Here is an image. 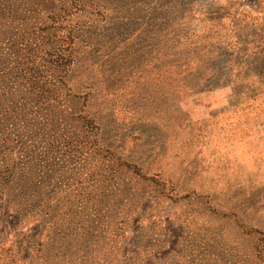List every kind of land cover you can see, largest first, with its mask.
<instances>
[{
	"label": "rangeland",
	"instance_id": "obj_1",
	"mask_svg": "<svg viewBox=\"0 0 264 264\" xmlns=\"http://www.w3.org/2000/svg\"><path fill=\"white\" fill-rule=\"evenodd\" d=\"M61 1L62 83L0 124V264H264V0Z\"/></svg>",
	"mask_w": 264,
	"mask_h": 264
},
{
	"label": "trees",
	"instance_id": "obj_2",
	"mask_svg": "<svg viewBox=\"0 0 264 264\" xmlns=\"http://www.w3.org/2000/svg\"><path fill=\"white\" fill-rule=\"evenodd\" d=\"M46 2L47 0H0V124L12 117L10 115H17L19 110L26 108L29 111L31 106L38 108L43 103L50 106V98L43 95V92H49L54 99V85L62 83V76L55 72L70 62L66 59L69 56L61 52L76 39L75 32L63 30L70 6L66 8L61 1L58 8H49L45 12L43 3ZM70 2L78 10L83 7L81 0ZM55 42L66 45L59 52L50 51L52 56L49 65L55 69L52 79L42 82L39 66H44L43 56L47 54L43 45L50 44L54 49ZM61 45L58 44L59 47ZM46 83L49 85L45 86Z\"/></svg>",
	"mask_w": 264,
	"mask_h": 264
}]
</instances>
